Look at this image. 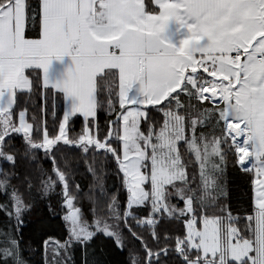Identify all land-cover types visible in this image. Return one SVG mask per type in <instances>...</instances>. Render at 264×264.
Masks as SVG:
<instances>
[{
    "label": "snow or ice",
    "instance_id": "obj_1",
    "mask_svg": "<svg viewBox=\"0 0 264 264\" xmlns=\"http://www.w3.org/2000/svg\"><path fill=\"white\" fill-rule=\"evenodd\" d=\"M0 264H264V0H0Z\"/></svg>",
    "mask_w": 264,
    "mask_h": 264
},
{
    "label": "trees",
    "instance_id": "obj_2",
    "mask_svg": "<svg viewBox=\"0 0 264 264\" xmlns=\"http://www.w3.org/2000/svg\"><path fill=\"white\" fill-rule=\"evenodd\" d=\"M37 103H39L38 100H37ZM61 112H62V107H61ZM105 116H106V114L103 111H100L98 113L99 123L101 125H104V123H105ZM49 119H50V117H49ZM74 126H75L76 131H79L80 130V127L82 126V118H80V119H75L74 118ZM73 156H75V153L73 154ZM75 163L76 162L74 160L73 161V166H75ZM45 166L46 167L48 166L47 162H45ZM74 180L76 182L80 183L81 186L84 189H87L88 184L91 182V176L86 173L85 166H84V163H83V160L82 159L80 160V163H79V174H77L74 177ZM73 187H74V185H73ZM248 191L250 193V187L248 188ZM53 202L55 203V197L53 198ZM78 206H80V205H78ZM83 209L87 213V211H88V204L87 203H84L83 204Z\"/></svg>",
    "mask_w": 264,
    "mask_h": 264
},
{
    "label": "rangeland",
    "instance_id": "obj_3",
    "mask_svg": "<svg viewBox=\"0 0 264 264\" xmlns=\"http://www.w3.org/2000/svg\"><path fill=\"white\" fill-rule=\"evenodd\" d=\"M66 62V64L64 65V64H62V66H60V65H57V64H51V67H52V69H54L55 71H57V69H58V74H63V72H64V70L67 68V67H69L70 66V64H71V61H70V59H68V62H67V60L65 61Z\"/></svg>",
    "mask_w": 264,
    "mask_h": 264
},
{
    "label": "crops",
    "instance_id": "obj_4",
    "mask_svg": "<svg viewBox=\"0 0 264 264\" xmlns=\"http://www.w3.org/2000/svg\"><path fill=\"white\" fill-rule=\"evenodd\" d=\"M68 59H70L69 57H67V56H65V57H62L61 58V60L60 61H56V60H52V62H51V64H57V65H60V66H62V64H66V60H67V62H68ZM56 72H58V69H57V71Z\"/></svg>",
    "mask_w": 264,
    "mask_h": 264
}]
</instances>
